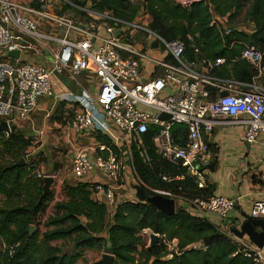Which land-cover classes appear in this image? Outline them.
Segmentation results:
<instances>
[{
    "label": "built area",
    "instance_id": "built-area-1",
    "mask_svg": "<svg viewBox=\"0 0 264 264\" xmlns=\"http://www.w3.org/2000/svg\"><path fill=\"white\" fill-rule=\"evenodd\" d=\"M57 1L60 4L54 0H0V123L6 121L11 128L26 121L41 98H56L74 105L76 110L68 128L80 135H103L112 147L97 141L75 149L70 175L73 180L89 183L91 193L107 207L109 214L114 211L117 193L127 179L138 175L133 165L134 152L145 163L151 161L144 135L151 132L157 154L184 171L180 175L163 173L159 179L168 186L191 179L197 190L207 188L201 169L209 164L205 135L212 134L226 121L246 116L245 140L252 143L264 136V89L257 85L264 76V47L246 44L241 52L240 59L257 71L251 83L222 80L214 76V71L227 63L225 58L186 61V43L168 42L153 32L143 8L133 21L120 19L111 12L83 9L89 19L78 22L63 11L67 7H83L69 0ZM172 1L183 8L202 2ZM226 22V18L215 17L212 25L221 26L223 34L228 35L235 28L227 27ZM235 30L250 34L255 25L249 23ZM16 35L36 43L47 53L48 63L25 61L21 55L18 59L9 56L10 52L20 50ZM188 40L193 41L191 36ZM155 42L157 48L153 47ZM155 51L158 57L151 58ZM145 66L152 67L148 78L143 75ZM61 76L80 91L57 92L54 81ZM223 92L227 95L222 96ZM161 114L170 118L161 120ZM175 126L187 129L185 141L175 137ZM126 158L132 165V175L124 173ZM38 177L47 176L38 172ZM259 180L264 190V171ZM140 184L151 193L149 196L172 199L177 208L185 207L209 221L212 216L227 221L236 206L235 199L222 195L185 196L170 187L147 186L142 181ZM250 217L264 220V199L254 202ZM152 234L149 229L141 234L150 246ZM235 240L253 264H264L263 249L244 238L236 236ZM165 244L177 247L176 241ZM17 246L10 250V255Z\"/></svg>",
    "mask_w": 264,
    "mask_h": 264
},
{
    "label": "trees",
    "instance_id": "trees-1",
    "mask_svg": "<svg viewBox=\"0 0 264 264\" xmlns=\"http://www.w3.org/2000/svg\"><path fill=\"white\" fill-rule=\"evenodd\" d=\"M69 1L79 7L89 2L92 10L111 12L126 21H133L143 8L153 32L168 42L186 43V61L198 63L225 58L227 63L214 71L222 80L251 83L257 76V71L240 56L246 44L264 47V0H202L189 8L172 0ZM245 7L255 25L253 33L234 29L225 35L221 26L212 25L215 17L226 18L228 23L235 21ZM173 133L183 142L187 129L175 126ZM97 139L112 147L105 136L97 135ZM143 140L151 161L145 163L135 151L133 165L144 182L170 187L185 196L212 194L208 188L197 190L191 179L171 186L163 183L159 179L161 174L180 175L184 171L157 154L151 132ZM31 145V140L16 127L9 134L0 132V264H77L86 250L93 249H106L115 257L116 264H253L235 239L185 207L177 208L174 215L168 216L149 203L139 202L135 196L134 200L118 202L109 214L103 203L91 197V185L83 182L65 187L68 200L55 205L54 215L45 223L47 230L40 232L37 221L52 201L53 193L50 191L43 197L44 178L38 177L41 164L24 159ZM32 226L35 232L30 236ZM145 229L160 235L158 245L146 247L141 236ZM58 240L71 241L73 249L65 251L54 246L52 243ZM172 241H177V251L173 253L165 244ZM196 244L201 246L193 248ZM15 245L18 246L10 255ZM140 247L143 252L137 258Z\"/></svg>",
    "mask_w": 264,
    "mask_h": 264
},
{
    "label": "crops",
    "instance_id": "crops-1",
    "mask_svg": "<svg viewBox=\"0 0 264 264\" xmlns=\"http://www.w3.org/2000/svg\"><path fill=\"white\" fill-rule=\"evenodd\" d=\"M24 1L29 2L31 0H22V2ZM249 19L251 26H253L254 23L250 17ZM15 39L20 44L19 51L21 52L22 60L40 64L48 63L47 53L42 52L36 43H31L17 35ZM151 68L146 66L143 68L144 78L149 77L147 74ZM71 84L68 78L62 76L54 81L57 92L62 90L64 92L69 90L74 92L80 91L81 88L76 87L77 85L75 84V87H73ZM38 104L37 109L30 114L26 121L16 125L17 131L25 138L32 140V138L36 137L43 143L45 142V138L48 139L49 137L47 131H52L53 126H56L61 130L63 135L61 139L68 147L69 152H71L69 155L70 160L75 149L99 141L97 136H93L91 133L80 135L68 128L67 123L71 120L70 116L72 114L73 117L76 110L74 105L69 106L67 103L61 102L56 98H41ZM247 120L246 116H242L238 120L226 121L218 125L212 134L205 135L204 137L210 150L209 164L203 165L201 168L206 178L207 188L214 195H222L236 200V206L227 221L222 222L215 216H212L210 221L234 239L236 238V230L250 217L254 202L264 199V190L259 180L261 172L264 171V136L260 135L256 142L250 143L246 141L245 133L248 129V123L245 121ZM53 138L59 142V138L57 139L56 136ZM45 166L41 164L40 170L43 171ZM68 180L67 185L71 186L79 182L73 180L70 176ZM134 183L135 180L127 179L123 189L117 193L118 202L126 199L134 200L136 195L134 190L130 188V185ZM56 186L55 182V185L51 188L54 207L56 204L68 200L65 187L61 191ZM91 197L98 201L97 197L93 194ZM54 212L55 209L53 208L50 216H53ZM244 239L249 240L247 236ZM59 241L62 240L54 241L52 244L58 246L57 242ZM72 249L73 247L70 246L65 251H71Z\"/></svg>",
    "mask_w": 264,
    "mask_h": 264
},
{
    "label": "rangeland",
    "instance_id": "rangeland-1",
    "mask_svg": "<svg viewBox=\"0 0 264 264\" xmlns=\"http://www.w3.org/2000/svg\"><path fill=\"white\" fill-rule=\"evenodd\" d=\"M20 1H22V0H20ZM54 1L57 4H60V1H57V0H54ZM83 9L91 10V3H89V2L86 3L81 10L72 9V8L67 7L66 9H64L63 12L64 13L67 12V14L70 17H72L74 20L79 22L81 20L89 19V17L85 15ZM249 23H250V19L248 16V7H245L241 11L240 15L236 18L235 21H233L231 23L226 22L225 25L227 27L232 26L235 29H237V28L240 29L243 26H248ZM150 55H151L150 56L151 58H157L158 52L157 51L152 52ZM166 56H167V53L164 54L163 59ZM71 85L73 87H75L74 83H72ZM257 85L264 89V81L263 80L257 81ZM70 118H72V114H71ZM48 126H49V123H48ZM13 128L14 127L12 126L11 130ZM47 135L49 137H48V139L45 138V142H43V143L36 137L34 139L32 138V140H31L32 145L30 146V148L26 152L24 159L28 162L31 161V162H36L38 164L46 165L44 167L43 171L40 170V172L42 174H45L46 176H52L53 178L55 177V180H56L55 182L57 185L56 187H58L62 191V189H64V187H66L68 184V181H69L68 177L69 176L72 177L70 175L71 163H70V157H69L71 152H69L68 147L66 146V144L61 139V137L63 136L61 133V130L58 129L56 126H53L52 131L48 130ZM55 136L57 137V139L59 138V142H57V140L55 138H53ZM124 163H125L124 173L126 175H132L133 170L131 167L132 165L129 164V159L126 158L124 160ZM134 177H135V179H133V180H136L134 184H137V182H138V184L141 185L140 181H142V183H144L147 186H153V185H150V184L144 182L136 174H134ZM137 177H139L140 181L137 179ZM70 181H72V180L70 179ZM126 187H128V186H126ZM130 188H131V185H130ZM134 193L136 194L135 191H134ZM53 208H54V203H53V201H50L46 211L40 215V217L37 221V228L40 230V232H44L46 230L45 223L51 217L50 215H51V212H53ZM142 238L144 239V242L145 241H146V243L148 242L146 236L145 237L142 236ZM57 245L62 246L64 250H68V248L70 246L73 247V245L71 244V241H69V240L59 241V242H57ZM176 245H177V241H176ZM200 246H201V244H196L192 247L197 249ZM146 247L149 248L150 245L147 244ZM168 249L172 253L177 251V249L174 248L172 245L168 246ZM139 250H140V252L137 255V258L141 257V253L143 252V247H140ZM105 254H109L106 249L86 250L83 258L77 264H93V263L99 262L103 259V255H105Z\"/></svg>",
    "mask_w": 264,
    "mask_h": 264
},
{
    "label": "water",
    "instance_id": "water-1",
    "mask_svg": "<svg viewBox=\"0 0 264 264\" xmlns=\"http://www.w3.org/2000/svg\"><path fill=\"white\" fill-rule=\"evenodd\" d=\"M35 5H33L34 7ZM116 37L120 35V31L116 32ZM158 43L155 42L153 47L157 48ZM21 52L20 51H12L9 53V56L18 59L20 58ZM94 92L95 89L92 88ZM227 93L223 92L222 96H226ZM170 117L167 114H161V120H168ZM11 128L9 127L6 121L0 123V132H4L6 134L11 133ZM23 164V161L20 162ZM44 192L43 197H45L50 191L52 186L55 184V179L52 176H47L44 179ZM131 188L136 192V198L139 202L149 203L154 206L158 211L161 213L172 216L175 214L177 210V206L174 200L164 197L162 195L156 196H148L146 190L142 188L138 184H131ZM30 236H32L35 232V227L32 226L30 228ZM238 238L248 237V239L257 246L259 249H264V220L263 219H254L252 217H248L243 225L236 230L235 232ZM160 242V235L159 234H152L151 235V246L158 245ZM99 264H116L115 257L111 254L103 255V259L99 262Z\"/></svg>",
    "mask_w": 264,
    "mask_h": 264
}]
</instances>
